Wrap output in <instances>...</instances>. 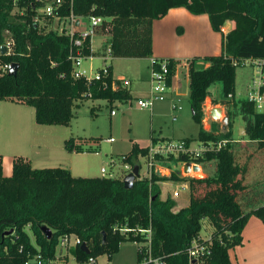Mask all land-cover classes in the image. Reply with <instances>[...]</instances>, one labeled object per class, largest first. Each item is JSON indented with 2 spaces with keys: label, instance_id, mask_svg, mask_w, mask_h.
<instances>
[{
  "label": "trees",
  "instance_id": "trees-1",
  "mask_svg": "<svg viewBox=\"0 0 264 264\" xmlns=\"http://www.w3.org/2000/svg\"><path fill=\"white\" fill-rule=\"evenodd\" d=\"M45 2L0 0V46L6 40L13 41L9 52L0 53V100L31 106L35 122L43 125H69L73 107L82 100L104 99L110 105L130 100L129 90L113 78L110 64L109 75L98 80L87 82L73 77L70 37L35 21L38 8ZM176 7H184L194 15L207 14L211 29L222 34L219 55L188 60L191 115L199 129L195 138L185 140H230L217 152L195 161L214 160L215 172L202 177L153 172L150 177L136 178L126 189L123 176L82 177L62 167L33 168L29 159L20 155L13 157L12 173L5 176L0 155V264H27L38 255L44 262L51 261L59 239L66 234L76 236L88 248L85 253L81 244L75 245L78 262L90 261L99 254L111 259L122 242L143 240L142 234L134 236L120 230L136 227L151 229L154 255L164 256L168 264H188L186 248L199 236L204 218L214 230L210 253L202 264H232L229 250L242 243L241 231L250 216L264 221V204L248 209L250 186L244 179L247 167L236 159L230 131L216 134L201 126L202 104L210 85L221 83L223 98L234 94L240 61L264 59V0H72V6L67 4L61 12L72 10L77 16L103 17L96 33L109 35L102 49L109 47L112 57L149 58L153 21ZM226 21L232 22V28L223 35L221 28ZM82 53L99 54L92 51L90 36L84 40ZM167 61L172 74L174 60ZM13 63L17 64L16 76H9L4 67ZM112 81L116 82L114 87ZM233 114L242 117L246 138L264 150V112H257L246 99H237ZM65 148L72 149L69 140ZM146 155L147 147L133 142L121 155V162L133 166ZM170 160L176 163L188 159L180 155ZM168 179L188 182V204L177 211L173 210L175 201L171 197L160 199L159 182ZM201 185L207 190L196 195ZM43 227L50 229V238Z\"/></svg>",
  "mask_w": 264,
  "mask_h": 264
},
{
  "label": "rangeland",
  "instance_id": "rangeland-1",
  "mask_svg": "<svg viewBox=\"0 0 264 264\" xmlns=\"http://www.w3.org/2000/svg\"><path fill=\"white\" fill-rule=\"evenodd\" d=\"M81 18L82 30L87 29L88 19ZM108 39V34L94 33L91 39L92 50L100 52ZM100 61L99 55L96 54L91 61L88 59L84 61L83 66L88 68L91 65L94 71ZM108 61L114 63L116 68L127 77L130 83L129 87L134 92L142 90L146 86L145 79L149 76L148 59L112 57ZM254 71L255 67L251 62L237 66L235 96L231 103L223 101L221 83L219 82L210 85L208 96L204 100L206 107L212 104L224 109L221 119L225 113L229 112L227 128H220L222 126L221 119L211 123V127L213 131L220 133L225 130L230 131L236 159L238 163L247 167L244 179L246 185L250 186L246 196L249 203L248 209L264 204V150L246 138L243 130L244 121L239 114H233L232 103L237 99L246 98L252 85V79L256 75ZM133 94L130 100L126 102L115 101L113 105L108 104L104 99L82 100L73 107V118L69 125L41 124L42 126H38L34 119V109L31 106L0 100V155L3 164L8 162L12 168L13 157L18 154H25L31 157L33 168L62 167L68 169L73 176L82 177L101 176L100 169L105 168L107 172H113L116 177H124L130 171L126 173L123 168L121 155L130 150L132 141L138 142L143 147L148 146L151 143L150 136L159 133V126H161L163 134L169 135V133L180 131L178 134L196 137L199 124L192 118L188 96L176 99V102L182 107L179 112L170 110V101L168 100L161 102L162 104L156 103L151 114L147 109H141L137 106L135 93ZM93 106L92 113L91 108ZM111 108L115 110L114 116H110ZM172 115L177 116L176 121L171 120ZM152 128L156 130V133L151 134ZM41 129L48 130V132ZM107 138H112V141L108 142ZM66 140H69V144L72 145L71 150L65 148ZM173 140H177V138ZM45 142L50 144L49 148L43 147ZM196 144L198 141L194 140L193 145ZM137 161L140 165L139 177H145V160L143 157H139ZM200 165L202 166V173L197 171L186 175L209 176L216 170L214 161L209 164L203 162ZM159 166L161 167L160 172L164 176H169L171 173L181 176L178 166L166 165V163ZM165 167L169 168V174L166 173ZM11 173L12 170L8 174H3L9 176ZM184 182L171 179L159 182L160 199L164 200L168 196L174 199L175 207L173 210H178L188 203L189 189L180 188ZM175 190L179 193L177 197L172 196ZM205 190L207 187L199 186L196 195H202ZM213 230L209 220L204 218L201 221L199 237L207 239ZM241 236L242 243L229 250L231 263L243 264L246 257L248 264H264V221L259 216H250L241 231ZM141 245L144 243L127 240L120 244L118 252L113 254L111 259H108L106 254H99L92 258L94 262H78L74 256V235H70V243L66 246L58 245L55 258L46 261L45 264H65V261L66 264H133L137 249ZM34 258L28 264H36Z\"/></svg>",
  "mask_w": 264,
  "mask_h": 264
},
{
  "label": "built area",
  "instance_id": "built-area-1",
  "mask_svg": "<svg viewBox=\"0 0 264 264\" xmlns=\"http://www.w3.org/2000/svg\"><path fill=\"white\" fill-rule=\"evenodd\" d=\"M71 7L72 0H46L42 7L38 8V15L35 17V21L39 24L46 25L47 30H51L58 34H66L70 37L72 44V53L70 55V59L73 64L72 75L74 78H85L87 82L91 79L98 80L102 76L109 75L108 70V60L112 58L110 48L102 49L99 52V58L101 59L99 66H97L93 71V66H89L88 68L84 67V61L92 60L95 58L93 55H84L82 53V48L84 44L85 38L88 36L91 37L94 33H96V29L101 25L103 21V17L101 16H84L89 21V25L87 29L82 30V16L75 15L72 10L68 14H63L61 12L64 6ZM41 15V17L39 16ZM46 16H49L50 19H45ZM5 51L8 52L12 49L13 41L6 40L5 43ZM251 62L254 64L256 74L252 79V85L250 86L246 100L253 103L255 110L257 112H264V59H245L240 61V64H246ZM12 65H5L4 69L9 70ZM89 69V70H88ZM170 68L167 59H151L150 64V92L148 97L138 98L136 99V104L141 109L151 110L154 106V103L157 101H164L169 98V78H170ZM124 81V80H123ZM123 84H128V81H124ZM115 81H112V87L115 86ZM121 86H123L120 83ZM124 87V86H123ZM234 95L232 93L228 94L227 97L223 98V101H227L231 103L233 101ZM233 104V103H232ZM215 106L209 104L207 107L204 102L202 104V118L201 124L205 131L214 132L216 134H220V132H215L212 130L211 123H214L210 115L209 111ZM221 108V107H220ZM182 109L181 105L176 102V99H171L170 110L173 112H179ZM221 115L224 113V109L221 108ZM110 114L114 115L115 110L111 109ZM220 115V119H221ZM225 115V114H224ZM177 119L176 115H172L171 120L175 121ZM223 119V117H222ZM221 119V120H222ZM223 128V122L222 126ZM221 129V130H222ZM108 142L112 141V138L106 139ZM228 139H221L216 142H202L199 141L195 146L193 142H187L185 139L173 140V139H164V140H156L151 141V143L147 146V155L144 156V160L146 163V173L145 177H150L153 172L160 171V163L164 161H170V157L177 158L180 155H183L188 160L178 161L176 162L179 167L180 177L192 176L186 175L183 171V166L186 163L190 164V173L192 174V167L194 165L199 166V171L202 173V166L200 163H196L195 161L199 158H203L207 153L217 152L220 148L224 147ZM122 159V156H121ZM114 162V161H113ZM203 163V162H201ZM123 165V164H122ZM123 168L128 171H131L132 166L130 164H124ZM101 176L108 177H116L113 172H107L105 168L100 169ZM143 177V176H142ZM202 177V176H200ZM181 189L188 188V182H184L181 184ZM179 195L178 191L175 190L172 193L173 197H177ZM121 231L126 233H131L132 235L142 234L143 240L141 241H133V242H143L144 245H141L137 249V261L135 264H168L167 259L162 255H154L151 249V229L150 228H121ZM71 235V234H70ZM70 235L66 234L59 239L58 245L66 246L70 243ZM75 245L81 244L80 240L74 236ZM211 235L209 238L204 239L194 238L191 240L190 244L186 248V255L188 259V264H202L206 259V256L210 253L211 246ZM178 253V252H177ZM36 260V264H45L44 260L40 255L34 258ZM90 262H94V259H90ZM28 264V263H27Z\"/></svg>",
  "mask_w": 264,
  "mask_h": 264
},
{
  "label": "crops",
  "instance_id": "crops-1",
  "mask_svg": "<svg viewBox=\"0 0 264 264\" xmlns=\"http://www.w3.org/2000/svg\"><path fill=\"white\" fill-rule=\"evenodd\" d=\"M231 28H232V22L226 21L225 24L221 28L223 35H225ZM219 33L220 32H215L211 29L207 14L194 15V14H191L184 7L171 8L169 9V11L164 17L154 20L152 24V36H153L152 56L149 58H146L149 60L147 61L148 67H149V76H147V78L145 79L146 86L142 90H138L134 92L132 88L129 87L130 83L127 80V77L124 74H122L120 70L116 68L114 63H112L111 61L110 62L108 61V64L112 66V76L114 79L119 81L124 87H126L129 90L131 94V98L134 95L133 93H135L136 99L148 97L149 92H150L149 77H150L151 59L172 58L174 60L173 61L174 70L169 78V85H170L169 98L164 101H157L154 103V105L158 102H160L158 104H162L161 102H166L168 100L171 103V99H178L180 97H186V96L189 97L188 60H190L194 56L203 57L206 55H219L222 52L221 51L222 50V43H221L222 34L220 33L219 35ZM91 49H92V46H91ZM123 80L128 81V84H123L125 83ZM233 95L235 96V92ZM153 108L147 111H149L152 114ZM114 115L110 114V116H114ZM36 124L38 126H42L41 124H38V123ZM159 127H160L159 133L157 135L150 136L151 141L154 139L156 141L160 139L177 138V140H180V139L188 138V136L186 135L178 134L180 133V131L176 133H172V134L169 133V135L163 134L161 130V126ZM41 130H43L44 132H48V130H44V129H41ZM154 133H156V130L152 128L151 134H154ZM42 138L43 140H45L44 136H42ZM133 142H136V141H132L131 144ZM136 143L140 147H143L138 142ZM37 146L40 147V145H37ZM44 146L46 148H49L50 144L45 142L43 147ZM18 155L29 159L31 163L32 160L30 156H27L25 154H18ZM212 161L214 160L207 161V164L212 163ZM163 163H166V165L173 164L175 166H178L177 163H174L172 161L171 162L164 161ZM160 165L162 166V163H160ZM165 168L167 170L166 173L169 174V170H168L169 168L168 167H165ZM11 169L12 168L8 162L3 164L4 174H8ZM157 172H160V171H157ZM160 175H163V174L160 172ZM174 211H177V210H174ZM136 261H137V253H136V258L133 264H135ZM243 264H248V258L246 257L244 258Z\"/></svg>",
  "mask_w": 264,
  "mask_h": 264
},
{
  "label": "water",
  "instance_id": "water-1",
  "mask_svg": "<svg viewBox=\"0 0 264 264\" xmlns=\"http://www.w3.org/2000/svg\"><path fill=\"white\" fill-rule=\"evenodd\" d=\"M0 53L1 54H4L5 53V45H1L0 46ZM16 72H17V64L16 63H13L11 68L9 69L8 71V75L9 76H16ZM221 108L220 107H213L210 111H209V115L210 117L213 119V120H217V119H220V115H221ZM228 120H229V114L228 113H225L223 119H222V122H223V128L225 129V127L227 126L228 124ZM138 164L136 165H133L132 166V169L130 172H128L124 177H123V186L124 188L126 189H129L133 186V182L136 178L139 177V170H140V167L138 166ZM190 164L189 163H186L184 166H183V171L185 173H190ZM192 171L193 172H197L199 171V166L198 165H194L192 167ZM157 174L160 175V172H157ZM43 232L44 234L46 235L47 238H50L51 236V231L49 228L47 227H43ZM80 249L82 251H84L85 253H88V248L86 246L85 243H81L80 245Z\"/></svg>",
  "mask_w": 264,
  "mask_h": 264
}]
</instances>
